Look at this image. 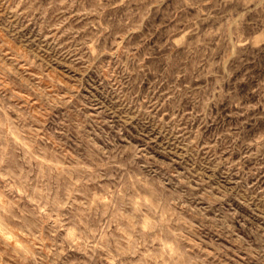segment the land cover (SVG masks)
I'll use <instances>...</instances> for the list:
<instances>
[{"label":"rangeland","instance_id":"374dc122","mask_svg":"<svg viewBox=\"0 0 264 264\" xmlns=\"http://www.w3.org/2000/svg\"><path fill=\"white\" fill-rule=\"evenodd\" d=\"M117 3L118 0H0L3 264H60L47 224L41 227L36 223L43 215L38 207L40 201L32 203L30 189L27 196L23 195L21 184L26 175L28 180L42 171L47 175L49 169H63L68 159L77 156L73 149L81 145L69 147L60 139L65 136L62 126L68 121L80 124L97 140L114 135L126 143H130L128 137L142 141L144 149L130 145L133 152L155 146L157 155L152 158L160 168L179 166L165 187L178 176L182 180L168 189L166 200H159L162 216L170 210L167 205L173 198L182 197L178 189L186 181L193 182V191H198L196 180H218L213 188L225 187L233 192L243 188L234 199L249 210L257 195L264 198V166L255 163L264 157V150L252 158L245 151L247 139L264 133V54L259 52L264 48V34L239 41L236 70L217 86L214 78L196 73L189 60L202 23L196 13L188 15L179 0H162L144 10L143 23L137 19L126 35L119 21L127 17L129 9L125 5L112 7ZM181 11L185 13L184 23H192L193 28L176 36L178 29L172 21ZM97 22L108 31L99 28ZM185 45L184 54L179 55ZM215 47L219 50L220 43ZM249 47L255 51H247ZM222 59L228 62L226 54ZM173 67L177 68L175 72ZM210 79L213 86L207 93L209 103L202 112L197 111L196 101L209 89ZM101 129L104 137L100 136ZM66 153L71 156L66 157ZM159 156L170 159L161 160ZM205 176L207 181L202 179ZM149 191L153 198L160 196L151 186ZM98 195L103 197L102 192ZM249 196L250 200H246ZM32 224L36 227L29 232L26 225ZM144 227H151L150 216L145 217ZM115 229L116 225H112L108 231L119 235ZM105 235L97 237L101 242L98 252L104 257L100 264H136L126 256L117 259L114 251L109 257L103 249ZM194 239L206 253L188 244L189 255L196 254L192 255L193 264H199L207 253L214 254L215 264H241L246 259L237 251L238 243L233 244V236L221 231L201 229ZM135 243L133 237L129 245L121 248L131 251Z\"/></svg>","mask_w":264,"mask_h":264},{"label":"clouds","instance_id":"9594fccd","mask_svg":"<svg viewBox=\"0 0 264 264\" xmlns=\"http://www.w3.org/2000/svg\"><path fill=\"white\" fill-rule=\"evenodd\" d=\"M65 2L61 0V3ZM161 2L118 0L112 7L125 5L129 9L127 17L119 21V27L126 30L127 35L133 30L137 19L143 23L144 10L154 8ZM179 4L181 8L188 9V15L196 13L202 21L199 40L193 44L189 60L195 65L196 73L214 78L218 86L224 77L236 70L237 50L241 48L239 41L264 34V0H179ZM184 17L185 13L181 11L178 18L172 21L178 29L176 36L185 34V30L192 31V23H184ZM97 26L108 31L99 22ZM217 42L220 43L219 50L215 47ZM186 48L187 45L180 50L179 55H183ZM246 50L255 51L250 47ZM259 52L264 54V48ZM225 54L227 63L222 59ZM171 70L175 72L177 68ZM212 86L213 81L210 79L209 89L196 101L197 111L202 112L208 105L207 93ZM253 86H256L255 82ZM187 103L191 106L192 102ZM62 130L65 136L60 139L69 147L77 143L81 145L73 149L77 156L68 159L63 169H49L47 175L42 171L33 180H28L26 175L21 184L23 195L27 196L30 189L32 196L29 199L32 203L40 201L38 207L43 215L36 213L40 216L36 223L41 227L47 224L51 233L49 239L53 241L56 259L60 264H77V261L100 264L104 258L98 252L101 242L97 237L100 233H106L102 243L109 257L114 251L118 254L117 259L126 256L136 264H193L192 255L196 254L189 255L187 245L191 244L199 248L201 253H206V249L200 248L194 238L201 229L208 228L233 236V244L239 245L237 251L246 257L241 264H264V227H260L264 225V198L260 195L251 202L249 210L242 208L234 199L243 188L233 192L225 187L213 188L218 180H212L211 183L196 180L198 191H193V182L186 181L178 189L183 193L182 197L173 198L167 205L170 210H165L162 216L159 200H166L168 189L176 181L182 180L178 176L173 184L165 187L167 181L172 179L171 173L178 171L179 166L160 168L157 160L152 158L157 155L155 146L146 151L133 152L130 145L144 149V144L131 137L127 138L130 143L114 135L110 139L104 137L101 129L100 136L104 138L97 140L94 134L82 130L80 124L72 121L62 126ZM28 131L38 134L32 129ZM89 140L92 142L88 143ZM246 143L245 151L249 158L260 156L264 150V133L247 139ZM65 156L71 154L66 153ZM33 159L38 157L33 156ZM158 159L169 160L170 157L159 156ZM255 163L264 166V157ZM202 179L207 181L206 176ZM149 186L157 190L160 196L153 198ZM101 192L103 197L98 195ZM245 199L250 200V196ZM193 204L196 207H192ZM146 216L151 217L149 229L144 227ZM112 225H116L115 231L119 235L108 231ZM35 227L36 224L30 227L26 225L29 232ZM234 233H238V236ZM133 237L136 243L132 250H123L121 245H129ZM169 243L171 247H168ZM3 256L0 253V264H3ZM199 264H215L214 254L207 253L203 259H199Z\"/></svg>","mask_w":264,"mask_h":264}]
</instances>
